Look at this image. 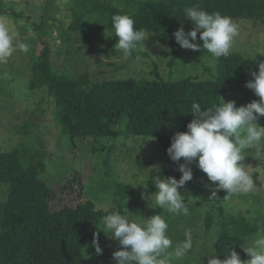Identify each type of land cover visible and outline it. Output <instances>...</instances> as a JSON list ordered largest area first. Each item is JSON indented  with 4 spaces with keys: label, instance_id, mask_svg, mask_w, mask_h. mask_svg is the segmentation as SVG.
Listing matches in <instances>:
<instances>
[{
    "label": "trees",
    "instance_id": "obj_1",
    "mask_svg": "<svg viewBox=\"0 0 264 264\" xmlns=\"http://www.w3.org/2000/svg\"><path fill=\"white\" fill-rule=\"evenodd\" d=\"M55 0H49L51 13ZM69 7V23L64 31L73 35H84L85 29L96 27L99 31L112 34L111 17L117 13H126L135 21V28L150 33L153 43L169 46L171 55L169 64L183 61L195 67H201L209 76L186 75L165 79L154 64L153 78L117 77L93 81L90 74L84 72L70 75L57 70L52 60V49L47 41L36 49L31 58V77L29 88L45 87L53 103L55 119L68 135L71 146L87 141L88 138H104L109 143L93 152L112 151L110 143L118 137L152 138L160 144L167 167L159 172L165 177L179 179L181 173L166 149L176 132L186 131L187 124L194 118L190 113L191 105L196 102L201 108L213 107L221 103L223 90L231 84H246L253 79L251 72H258L257 64L264 61V55L256 54L246 58L238 52L216 59L204 49L197 51L184 49L176 42L173 32L183 27L187 33L193 25L183 17V9L193 4L208 12L218 11L232 19L264 20V0H73ZM4 12L0 1V15ZM33 22L35 29H41ZM92 31H95L93 29ZM101 47H88L96 54L116 53V37ZM190 39V38H189ZM194 43L202 44L197 34ZM80 49V48H76ZM204 51L212 61L207 65L197 53ZM138 55V54H136ZM237 83V84H235ZM88 142V141H87ZM30 140L20 142L16 148L0 150V264H103L95 263L85 255L89 243L90 229L103 223L107 213L98 206L93 198L83 195L84 183L80 172H73L62 185V191L75 195L76 204L55 207L52 199L56 191L41 178L47 168V153L42 148L30 150ZM92 151L89 154L92 156ZM88 153V152H87ZM29 156V163H23ZM250 158L243 163L249 165ZM106 164L108 161H105ZM192 179L187 181L180 191L187 193L193 175L202 170L194 159L189 165ZM78 171V170H76ZM106 176L110 175L106 170ZM254 182L258 173L252 172ZM151 178L147 181L151 183ZM116 203L107 212L121 211L127 205L125 198L130 195L129 187L116 183ZM111 189V188H109ZM224 192L218 194L217 210L221 214ZM97 203V204H96ZM160 214L169 224L167 212L154 207L147 217ZM146 217V218H147ZM215 216L207 213L205 230ZM259 225L246 216L235 218L229 226L223 224L214 241L213 251L223 259L227 249L236 250L241 259H247V253L240 246H246L248 239L258 233ZM113 247L120 248L118 241L111 238ZM208 259V258H207ZM105 264H114L111 259Z\"/></svg>",
    "mask_w": 264,
    "mask_h": 264
},
{
    "label": "rangeland",
    "instance_id": "obj_2",
    "mask_svg": "<svg viewBox=\"0 0 264 264\" xmlns=\"http://www.w3.org/2000/svg\"><path fill=\"white\" fill-rule=\"evenodd\" d=\"M0 1L4 10L0 17L7 21L15 33V40L28 45L27 52L17 49L6 63H0V150L16 148L22 140L31 142L27 153L41 149L42 146L47 153V168L41 178L49 188L56 191L52 199L55 207L76 204L75 195L62 191V185L73 172H80V179L84 183L83 195L93 198L99 207L104 209V205L109 201L111 205L108 208L115 205V198L118 196L113 195V190L117 189L116 183L121 182L130 189L129 197L124 199L130 219L146 218L150 210L154 209L149 206L147 197L156 191L155 186L147 185V181L156 173L150 172L149 179L142 173L147 170L144 168L154 171L158 169L160 172L167 167L160 144L148 137H118L110 142L112 151L108 156L106 152L92 151L94 147L100 148L109 143V140L104 138L90 137L86 139L88 142L82 141L76 143V146H71L68 135L55 119L53 103L47 89L29 88L31 58L35 50L47 41L52 49L53 64L58 71L70 75L86 72L93 81L113 76L153 78L154 64L165 79L186 75L205 78L209 74L201 67L192 66L189 60L182 62L183 56L177 60V64H169V46L153 43L150 36L145 41V49L138 46V50L128 57L117 51L114 54H96L89 51L90 45L95 48L106 46L113 36H109L111 32H101L96 27L85 29L83 36L78 33L67 34L64 28L70 21L69 7L73 5V0H55L56 7L52 8L51 13L48 10L49 0ZM40 20H44L41 29H35L38 27L31 21L39 24ZM233 20L238 24L239 31L234 38L231 52H238L246 58H252L256 54L264 55V20ZM93 29L95 31H92ZM197 56L206 61L207 65L213 64L204 51L197 53ZM230 100L235 101L236 106H241L253 100L258 101L259 97L247 88L246 84H231L224 88L222 94V101ZM257 122L264 126V116L259 117ZM89 151H92V156ZM28 157H24L25 165L29 163ZM246 158L252 161L245 166L257 171V180L260 183L257 185L254 182L255 188L252 191L228 195L221 189L217 191L216 199L209 201L207 199L210 188L207 185L211 182L201 171L193 175V181L187 187V214L181 212L174 215L165 210L169 220L167 234L173 241L172 248L185 239L186 231H190L193 238V248L182 259L169 257V264H207V256L203 255L213 251V244L221 226H229L239 216L257 221L258 232H264V161L254 160L247 154ZM106 170L110 175L106 176ZM143 185H147V188ZM220 192H224L221 214L217 210L216 202ZM207 213L215 216L214 221L210 222L209 230H205ZM99 229H103V223L91 227L85 255L95 263L105 264L113 259L112 253L116 248L113 247L111 237ZM94 232L99 234L98 243L102 249V254L99 255L91 243ZM171 251L172 249H169V252Z\"/></svg>",
    "mask_w": 264,
    "mask_h": 264
},
{
    "label": "clouds",
    "instance_id": "obj_3",
    "mask_svg": "<svg viewBox=\"0 0 264 264\" xmlns=\"http://www.w3.org/2000/svg\"><path fill=\"white\" fill-rule=\"evenodd\" d=\"M183 17L193 27L187 33L182 26L173 32L180 47L194 51L202 48L216 59L230 55L239 31L238 24L231 17L218 11L208 12L199 4L185 7ZM111 24L113 31L109 36L117 38V52L128 57L138 50V46L145 49L150 33L135 28L131 15L114 14ZM198 33L202 44L193 42L197 40ZM17 49L27 52L28 45L17 42L7 21L0 17V63H6ZM257 67L258 72L250 73L253 79L246 81V87L259 97L258 101L236 106L235 101L221 100L220 104L203 109L199 103L191 105L190 113L194 118L187 124L186 131L173 135L166 149L172 161L179 162L183 158L184 163L178 164L179 179L164 177L155 168V171L144 168L147 170L142 173L147 178L150 172L156 173L150 180L156 191L147 197L151 208L159 207L174 215L181 212L187 214L185 193L180 189L192 179L189 165L194 159L211 182L207 185L210 188L209 201L215 200L217 191L221 189L232 195L246 194L255 188L253 170L246 167L243 161L246 154L254 160L264 161V126L257 122L259 117L264 116V61L259 62ZM147 185L143 186L147 188ZM110 205L111 201L104 205L107 214L102 218L103 229L99 230L117 240L121 246L112 253L114 264H169V257L182 259L193 248L190 231H186L185 239L172 248L173 241L167 234L169 225L162 215L153 214L133 220L126 207L123 213L107 212ZM98 238L99 234L94 232L91 243L99 255L102 249ZM240 247L248 254V259H241L240 254L230 248L223 254V259L218 258L214 251L203 256H207V264H264V232L256 233L248 239L246 246ZM169 249L172 251L169 252Z\"/></svg>",
    "mask_w": 264,
    "mask_h": 264
}]
</instances>
